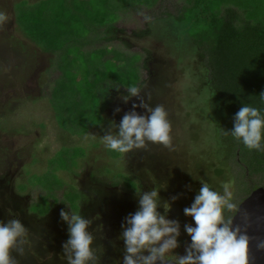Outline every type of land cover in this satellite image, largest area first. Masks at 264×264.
<instances>
[{"label":"rangeland","instance_id":"1","mask_svg":"<svg viewBox=\"0 0 264 264\" xmlns=\"http://www.w3.org/2000/svg\"><path fill=\"white\" fill-rule=\"evenodd\" d=\"M250 1L0 0V221L19 219L29 236L37 237L39 230L42 241L39 252L30 241L21 245L23 252L14 248L11 255L18 264L39 259L53 264L57 256L52 257L51 249L42 256L46 239L62 249L68 224L60 212H71L79 192L83 198L77 200L78 209L72 208H80L81 215L92 221L91 231L96 222H103L96 200L104 185L118 188L121 196L125 194L122 198L130 199L119 202L124 218L138 208L137 187L141 192L158 188L162 204L172 205L168 218L180 222V246L174 251L184 255L191 242L184 225L195 226L184 208L191 205L203 182L218 191L227 185L238 205L264 186V169L244 168L237 164L239 148L232 151L228 146L226 153L225 145L219 144V139L229 143L233 137L225 138V129L217 130L221 116L213 103L203 102L189 90L194 69L201 67L202 60L204 66L208 62L192 57L198 52L194 47L199 46L198 38H206L209 28H182L180 22L188 7L197 3L201 8L209 5L214 18L239 15L241 19L233 21L236 28L246 21L259 24L258 19H264V0L254 4L257 17L244 15L253 5ZM112 33L129 44L116 38L106 42ZM122 58H130V64ZM103 77L116 79L107 81L114 89L107 106L102 99L97 104L91 89ZM126 86L141 88L140 96L125 103ZM159 89L163 92L156 97L172 124L171 146L149 142L123 158L106 150L101 139L108 131L115 134L113 122L119 124L141 99L158 105L152 91ZM136 111L147 114L144 108ZM245 159L248 165L250 159ZM159 211L163 213V206ZM114 233L100 235L109 244ZM108 244L94 240L101 263L115 256L107 250Z\"/></svg>","mask_w":264,"mask_h":264},{"label":"clouds","instance_id":"2","mask_svg":"<svg viewBox=\"0 0 264 264\" xmlns=\"http://www.w3.org/2000/svg\"><path fill=\"white\" fill-rule=\"evenodd\" d=\"M114 86L119 89V85ZM126 88L127 95L122 96L125 103L142 92L137 86ZM260 98L264 100V92ZM137 107L146 109L147 114L137 112ZM112 126L116 128L115 134L108 131L101 143L122 158L134 149L145 148L149 142L171 146L172 124L163 105L153 107L141 99L123 115L119 124L113 122ZM224 134H230L249 150L264 151V110L243 105L234 114L233 127L225 129ZM137 195V210L122 224L123 264H250V237L236 223L235 216L228 214H239L240 205L227 185L218 191L203 182L191 205L184 208L185 215L195 223V226L184 225V231L191 237L184 255L174 251L180 246L181 225L178 220L168 218L171 203L162 204L158 188L141 192L137 187ZM161 206L163 213L159 211ZM71 209L60 212L61 219L68 224L64 258L68 264H99L95 237L89 231L92 221L81 215L80 208L74 210L71 206ZM28 242V230L19 219L0 221V264H18L11 251L16 248L23 252L21 245Z\"/></svg>","mask_w":264,"mask_h":264},{"label":"trees","instance_id":"3","mask_svg":"<svg viewBox=\"0 0 264 264\" xmlns=\"http://www.w3.org/2000/svg\"><path fill=\"white\" fill-rule=\"evenodd\" d=\"M252 1L250 2L252 3ZM255 3L256 0L253 1L251 9L245 11L244 15L248 17H257L259 15L253 14L255 12ZM205 7L201 8V5L197 3L191 4L188 7V12L185 17L181 16L182 13L179 15L181 16L180 22L184 25L182 28L199 27L196 30H199L200 26L209 28L206 38H202V36L200 40L198 38L197 42H199V46L194 45L198 52L192 57L207 58L208 62L204 66V61L202 60L201 67L194 69L195 72L190 76L192 84L190 86L188 85V87L192 91L191 93L196 95L197 98H201L203 102L205 99H209L215 106L214 109L220 113L221 118L218 119L217 130L221 128L231 130L234 114L243 105L264 110V100L260 98V94L264 92V19L261 17L262 20L261 18L258 19L260 23H254L253 25L249 21H246L241 28H236L233 21L235 19H241L239 15L228 13L227 20L220 17L214 18V14H211L214 10L210 13L211 7L209 5ZM14 16L15 23L21 30L20 20L16 12ZM172 16L170 15L169 18L174 19L175 17ZM206 19L211 21V23H207L205 21ZM174 23L180 24L176 21ZM114 30L118 29L114 26ZM105 38L106 42L108 39L113 40L116 38L124 44H129L118 33L117 35L116 33H112ZM230 51H233V53ZM122 59L124 62L130 64L127 62L130 58H127V60L126 58ZM208 63L210 67H208ZM132 66L131 64L130 67L132 68ZM140 78L141 69L137 85L140 82ZM109 80L114 79L111 77L108 79L103 77L102 81L100 79L92 86L91 89L97 96V104L102 99L103 106H107L108 102L106 103V101L114 90L111 82L108 84L107 81ZM97 86L99 87V92ZM222 132L224 134V131ZM230 136L229 134L224 137L230 138ZM219 141V144L222 146L225 145L223 150L226 153L228 146H231L232 151L239 148L240 157H238L237 164L244 166L246 169L248 168L252 172L254 170L264 169V151L249 150L234 138H230L229 143L224 141V138L219 139ZM232 157L235 159L236 156L232 155ZM245 157L250 159L248 160L250 165L246 164L247 160Z\"/></svg>","mask_w":264,"mask_h":264},{"label":"flooded vegetation","instance_id":"4","mask_svg":"<svg viewBox=\"0 0 264 264\" xmlns=\"http://www.w3.org/2000/svg\"><path fill=\"white\" fill-rule=\"evenodd\" d=\"M149 78H147V80ZM150 80H153V76L151 77ZM159 92L162 93L163 91L161 89H159V90H153L152 91V94L153 95L156 94L155 95V97H156V96H158V93ZM160 99L161 98H159V97H156L155 98V101H156V103L158 105H160V103H161ZM74 186H75V184H73V187ZM103 188L104 189L107 188L108 191L103 189V193L101 192V197L99 196L100 197L99 198L97 196L98 199L96 200L97 202H99V203H97L98 204V210H100L99 209L100 207L102 208L101 214H103V222H96L90 228V230L92 231V233H93V235L95 237V242L96 241H101L104 246L106 244H108V242L100 234L103 233V232H108V233H114L115 232L114 234H112V235L109 236V238H110V241H109L110 246L108 244L109 247L107 248V250L109 252L110 251H113L115 253V256L111 257L112 259L110 258L109 261H105V262H102L101 263V259L100 258H98V261L101 264H103V263L104 264H123V256L125 254V251H124V243H123V240L120 237H121V233L123 231L122 224L125 221V218L122 216L123 211H124V208H122L123 206L120 205L119 202L120 201H123V200L128 202L130 199L129 198H126V197L122 198V196H124L125 194H123L121 196V193L117 192L116 188L113 187V186L104 185ZM79 193H78V197L76 198V201H74V202H71L70 201L72 203V207L73 208H77L78 209V207H79V201H77V200L80 199L81 196L83 198V195L81 193L79 195ZM115 200L118 203H116ZM100 220L101 219H99L97 221H100ZM101 228H103V232H102V229ZM38 232H40V231L38 230L36 232V234H35L37 237H34V236H31L30 235L29 236V241H30L31 245L33 247H35L36 250L39 252L40 248L42 247V245H41V242L42 241H41V238L38 237ZM99 235H100V238H99ZM33 240H35L37 242L36 245L33 244ZM46 242H47V251H45L42 256H44L51 249V251H49V252L54 253V254H52V257L53 256H57V257L53 258V260H52L53 261V264H68L67 260L64 258L63 245L61 247L63 249V251H62V249L55 248V247L52 246V244H53V241L52 240L46 239ZM56 252H57V254L55 255ZM145 254H147V253H145ZM40 256H41V254H40ZM42 256H41V258L44 260V258ZM47 257H49V256H47ZM45 260H46V262H43V261H41L39 259L38 262L37 263H34V264H52L51 263V260H47V259H45ZM47 261H49V262H47ZM23 264H28V262H25L24 261Z\"/></svg>","mask_w":264,"mask_h":264},{"label":"water","instance_id":"5","mask_svg":"<svg viewBox=\"0 0 264 264\" xmlns=\"http://www.w3.org/2000/svg\"><path fill=\"white\" fill-rule=\"evenodd\" d=\"M239 205L234 216L250 237V264H264V187L253 190Z\"/></svg>","mask_w":264,"mask_h":264}]
</instances>
